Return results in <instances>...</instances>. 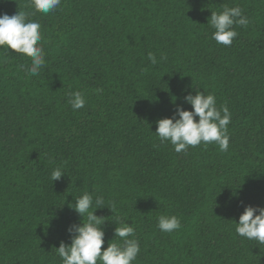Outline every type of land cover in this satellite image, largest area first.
Instances as JSON below:
<instances>
[{"label":"trees","instance_id":"trees-1","mask_svg":"<svg viewBox=\"0 0 264 264\" xmlns=\"http://www.w3.org/2000/svg\"><path fill=\"white\" fill-rule=\"evenodd\" d=\"M29 3L0 0V15L31 13ZM237 5L250 23L218 45L211 11ZM30 18L42 26L41 74L0 50V264H61L55 248L82 222L68 202L84 192L114 205L95 212L102 250L113 221L135 229L134 264H264V245L235 232L245 206L264 207V0H61ZM69 90L84 108L71 109ZM193 90L229 108L227 152L176 153L155 136L175 105L191 110ZM54 167L66 174L52 183ZM161 214L181 229L161 232Z\"/></svg>","mask_w":264,"mask_h":264},{"label":"clouds","instance_id":"clouds-1","mask_svg":"<svg viewBox=\"0 0 264 264\" xmlns=\"http://www.w3.org/2000/svg\"><path fill=\"white\" fill-rule=\"evenodd\" d=\"M60 5L61 0H30L31 13L19 10L11 16L6 13L0 15V50L9 54V50H12L14 54L27 57L29 62L21 65L27 76H39L47 63L40 43L44 38L42 26L30 17L35 13L48 14ZM249 23V18L237 5L211 11L207 25L213 30L211 39L227 47L238 36L234 26L246 28ZM160 59L166 57L161 56ZM148 60L152 64L158 63L152 53L148 54ZM193 91L195 94L189 92L183 97L184 103L191 105V110L175 105L171 117L155 121V136L161 145L170 144L176 153L187 152L189 147L195 148L202 144H215L221 152H227L230 141L228 126L232 119L229 108L227 105L217 107L214 94L206 93L205 90ZM66 95L67 103L74 112L84 108L86 99L82 91L69 90ZM65 174L63 167H54L50 180L53 183ZM73 201L68 202V207L82 217V222L68 227L70 243L61 241L59 247L55 248L61 264H134L141 252L140 242L135 229L120 219L113 221L116 224L114 238L102 250L105 243L102 225L105 220L95 212L105 207L112 211L114 205H106L102 195L94 196L92 192L73 196ZM156 226L163 233H173L181 229L182 224L175 215L161 214ZM235 232L241 238L255 241L257 246L264 245V207L245 206L239 222H235Z\"/></svg>","mask_w":264,"mask_h":264}]
</instances>
